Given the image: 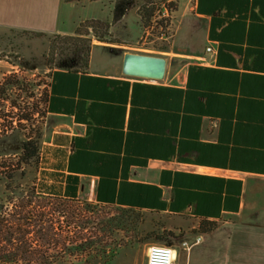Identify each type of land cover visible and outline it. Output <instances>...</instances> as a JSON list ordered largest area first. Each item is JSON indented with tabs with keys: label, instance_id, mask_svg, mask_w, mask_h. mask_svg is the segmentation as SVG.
Here are the masks:
<instances>
[{
	"label": "crops",
	"instance_id": "obj_1",
	"mask_svg": "<svg viewBox=\"0 0 264 264\" xmlns=\"http://www.w3.org/2000/svg\"><path fill=\"white\" fill-rule=\"evenodd\" d=\"M178 1L199 24L165 52L162 81L124 75L130 52L116 48L110 73L54 74L34 185L192 229L218 223L174 243L173 264H264V0ZM88 3L0 0V29L73 35ZM150 246L124 247L114 264H147Z\"/></svg>",
	"mask_w": 264,
	"mask_h": 264
},
{
	"label": "rangeland",
	"instance_id": "obj_2",
	"mask_svg": "<svg viewBox=\"0 0 264 264\" xmlns=\"http://www.w3.org/2000/svg\"><path fill=\"white\" fill-rule=\"evenodd\" d=\"M113 2L114 0H105L81 5L77 8V17H81L82 21L97 19L111 22ZM143 6L155 9L154 17L146 25L142 24L138 15V10ZM191 8V2L186 5L182 2L179 6L178 0H134V7L128 15L112 28L116 44L92 40V70L110 73L114 64L120 61L116 53L97 47L104 46L102 44L124 52L168 57L165 52H171L175 43L184 45L185 35L189 42H192L194 33L190 32L191 23L196 27L199 23L192 16ZM201 34L194 40L191 48L199 47L202 42ZM87 39L88 37L82 39L84 42H80L85 45L79 46L80 50H87ZM78 48L73 42L68 43L57 35H37L0 29V92L5 90V93L0 95V160H7L8 165H16L22 154L21 149L29 137L42 142L48 118L46 100L52 75L58 70L61 62ZM83 55L84 52L81 53V56ZM5 80H11L14 84L3 87ZM14 168L10 167L5 174L14 175L13 187L21 186L22 190L27 191L35 182V161L19 166L18 170ZM7 184L5 178L0 179L1 203L9 194L6 192ZM21 189L15 191L16 196H20ZM107 213L111 216H123L122 212L114 207ZM124 218L120 229L104 242L107 254L87 253L91 255L84 254L72 264H84V260L93 258L94 264H114L120 249L124 247L165 245V242L170 240L179 243L194 234L193 232H197L200 227L199 224L197 229H192V225L196 226L197 223L149 212L131 214ZM171 234L175 237H171Z\"/></svg>",
	"mask_w": 264,
	"mask_h": 264
},
{
	"label": "trees",
	"instance_id": "obj_3",
	"mask_svg": "<svg viewBox=\"0 0 264 264\" xmlns=\"http://www.w3.org/2000/svg\"><path fill=\"white\" fill-rule=\"evenodd\" d=\"M104 1L65 0L67 3ZM236 4L238 5V2ZM111 7V22L90 19L80 23L73 35H57L63 37L68 43L73 42L76 48L84 47V43L80 44V42H84L82 39L88 37L86 40L88 46L87 50L78 48L68 55L54 74L61 72L75 75L87 73L90 67V47L93 39L101 43L116 44L111 32L112 28L128 15L134 7V0H114ZM138 15L142 24L146 25L154 17L155 9L143 6L138 10ZM83 52L84 55L81 56ZM54 74L46 100V110H48ZM13 84V81L5 80L3 87ZM4 93L5 90L1 91L0 95ZM40 149L41 142L29 137L21 149L22 154L16 165H12V163L8 165L7 160H0V179L5 178L8 183L6 192H9L6 199L2 203L0 202V264H72L73 261H77L87 253L107 254L104 242L120 229L119 227L125 220L124 216L143 211L133 208H118L123 216H111L110 213H107L110 208H113L111 206L41 195L37 193L35 185L27 191L22 190L21 186L13 187L15 177L13 174H5V171L10 167H15L14 170H18L19 166L27 165L33 160L36 164V171H38ZM17 189L22 191L20 196L15 195ZM217 227L216 222L203 221L198 231L209 233ZM100 233L102 236H99ZM171 237L175 236L171 234ZM173 244L172 240L165 242L166 246L171 247ZM94 261V258L86 259L84 264H94Z\"/></svg>",
	"mask_w": 264,
	"mask_h": 264
},
{
	"label": "water",
	"instance_id": "obj_4",
	"mask_svg": "<svg viewBox=\"0 0 264 264\" xmlns=\"http://www.w3.org/2000/svg\"><path fill=\"white\" fill-rule=\"evenodd\" d=\"M111 52H117L114 48ZM167 60L164 57L137 53H126L123 60L124 75L152 81H162L165 78Z\"/></svg>",
	"mask_w": 264,
	"mask_h": 264
},
{
	"label": "built area",
	"instance_id": "obj_5",
	"mask_svg": "<svg viewBox=\"0 0 264 264\" xmlns=\"http://www.w3.org/2000/svg\"><path fill=\"white\" fill-rule=\"evenodd\" d=\"M208 52L212 49L208 48ZM147 80V79H143ZM152 81V80H151ZM157 82V81H153ZM174 249L166 245H151L149 248L147 264H173Z\"/></svg>",
	"mask_w": 264,
	"mask_h": 264
}]
</instances>
